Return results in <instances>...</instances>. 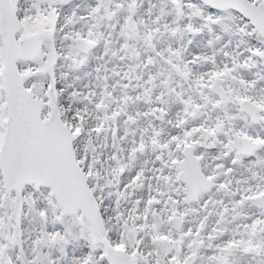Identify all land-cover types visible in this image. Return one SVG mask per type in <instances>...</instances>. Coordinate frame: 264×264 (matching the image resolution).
I'll return each instance as SVG.
<instances>
[{"label":"snow or ice","instance_id":"6c2138e0","mask_svg":"<svg viewBox=\"0 0 264 264\" xmlns=\"http://www.w3.org/2000/svg\"><path fill=\"white\" fill-rule=\"evenodd\" d=\"M0 264H264V0H0Z\"/></svg>","mask_w":264,"mask_h":264}]
</instances>
